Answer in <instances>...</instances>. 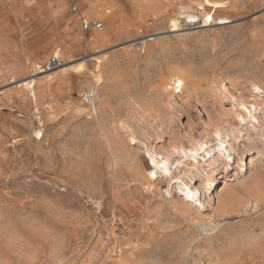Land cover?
Wrapping results in <instances>:
<instances>
[{"label":"rangeland","instance_id":"1","mask_svg":"<svg viewBox=\"0 0 264 264\" xmlns=\"http://www.w3.org/2000/svg\"><path fill=\"white\" fill-rule=\"evenodd\" d=\"M158 1L155 16L111 1L130 27L96 44L87 42L96 30L80 18L105 22L87 16L81 0L79 13L69 0L63 11L56 0H0L16 61L29 64L0 79V264H264V140L205 188L206 204L191 212L173 189L181 210L174 206L169 178L147 179L148 147L215 143L214 126L238 125L232 95L264 99V0H226L207 8L206 20L192 8L177 31L169 20L192 0ZM68 26L82 36L70 48ZM57 47L64 65L34 75ZM99 68L101 100L90 116L82 95ZM34 76L36 102L21 85ZM104 128L129 159L114 156Z\"/></svg>","mask_w":264,"mask_h":264},{"label":"bare ground","instance_id":"2","mask_svg":"<svg viewBox=\"0 0 264 264\" xmlns=\"http://www.w3.org/2000/svg\"><path fill=\"white\" fill-rule=\"evenodd\" d=\"M81 1L83 4V11H85V14L87 16L99 17L102 21L105 22V26H103L100 30H96V33L93 34L90 38H88L87 42L105 44L109 42L110 36H115L119 32L127 30L130 27L127 22L121 19L123 17L122 9H117V5L114 4H110V6H108V4L113 0ZM128 1L133 5L134 11L138 14L150 13L152 16H155L157 15V11L160 7L158 0ZM56 2L58 6V11H63L62 9H65L66 7L65 0H56ZM226 3V0H192V3L190 4H180L177 13L172 16L169 20V25L171 27L170 31H177L180 29V19L186 18V12L191 11L192 8L195 9L193 16L196 19L201 20L202 18H204V20H206L210 19L208 17L209 11H207V8L222 7ZM65 20L69 22L70 20L73 21L74 19L71 16L67 18L65 17ZM74 29V26H68L67 28H65V37L71 38L68 48H70L71 45L82 40L81 34ZM6 32V27L4 26V24L0 23V79L4 76L5 73H8L10 71L20 74L26 72L29 69V64H27L26 62L23 63L16 61L20 58L17 56V54L15 55L12 52L13 46L7 39ZM152 39L154 38H143L141 41H138V43L145 45L149 40ZM138 46L140 47V45ZM60 52L61 48L57 47L54 50L53 56L60 58ZM10 57H13L12 59L15 61L13 66L9 65V61L11 60ZM39 65L40 64H35L34 68L37 70L40 69L38 68ZM62 65H64L63 62L61 66ZM62 69L65 70L66 67ZM81 69H83V65L79 66V70ZM44 72L48 71L38 70V72H36L34 75ZM46 76H48L50 80L51 74H46ZM102 82L103 74L99 68L97 70V73L93 74L92 77H90L89 79V90L88 92H86V101H83V103L87 105V109L89 112L88 114L90 116H96L98 113L97 105L99 99L101 100V96L98 95L96 88H98L100 84H102ZM211 83H213V81ZM36 84L37 81L35 76L21 84L22 86H24L25 89H28L30 91V100L33 102L37 101ZM258 88L262 87L259 86ZM262 89L261 91L264 92ZM171 91H176V89L172 88ZM232 97L234 101L233 116L236 119V122H238V125L236 127L233 126L234 128L226 129V131H223L225 128L222 130L214 126L213 136H215V143L210 142L208 139L204 138H194L190 147H186L183 144H178L174 145L173 149L167 150L165 152H161L158 148L153 146L147 148L151 164L154 165V168L150 170V175L148 174L147 179L152 180V178L155 177L156 179L154 180H157L159 176H165L166 178H169L170 186L168 190H165L168 191V193L170 194L172 202L178 210H181V208L176 199H174V195L172 194L173 189L177 190L180 193L181 205L185 210H187V212H191L193 211V209H198L200 205L204 206L206 204V200L204 201L203 198L204 193L202 194L204 189L210 187L219 175L229 173L235 167V164L237 162H243L246 153H248V151L252 147H256L259 143H262L264 140V99L257 95H254L252 100L254 102L252 103L249 100H245V97L244 99L240 98V96L235 97L232 95ZM230 99L232 100V98ZM72 105L73 109L77 111L82 110L80 105H77L75 103ZM99 124L101 123H98V125ZM211 128L212 127H210V129ZM104 131L106 132L107 141L109 143L110 148L112 149L114 156L120 157L122 159H129L131 152L126 150V148L122 147L120 139L118 137L116 138L111 136V134H109L105 128ZM127 132L129 133L132 142L137 143L140 141V138L139 136H137V133L132 125L127 126ZM36 134L38 139H41L43 137V133L41 132V130H38ZM174 156H177L178 158H174ZM174 162L178 163L175 168ZM256 190H258V188H256ZM165 193L167 195V192ZM234 196L235 195L232 194L230 197L234 199ZM252 196L255 198L254 201L258 203L261 198V193L258 190ZM195 202H198L199 204H196ZM221 208H225V205H222ZM209 227H212L214 229V225H209Z\"/></svg>","mask_w":264,"mask_h":264},{"label":"built area","instance_id":"3","mask_svg":"<svg viewBox=\"0 0 264 264\" xmlns=\"http://www.w3.org/2000/svg\"><path fill=\"white\" fill-rule=\"evenodd\" d=\"M71 3V8L73 11H78L77 7V2L76 0H69ZM82 22V27L84 30H89V29H95V30H100L103 27V23L97 20H87L86 18H81ZM62 64V61L60 60L59 57L53 56L46 65H39L38 70H52L55 68L60 67ZM82 100L86 101V93L82 95Z\"/></svg>","mask_w":264,"mask_h":264},{"label":"crops","instance_id":"4","mask_svg":"<svg viewBox=\"0 0 264 264\" xmlns=\"http://www.w3.org/2000/svg\"><path fill=\"white\" fill-rule=\"evenodd\" d=\"M77 13H79V12L77 11ZM81 18H84V17H81ZM81 18H80V19H81Z\"/></svg>","mask_w":264,"mask_h":264}]
</instances>
